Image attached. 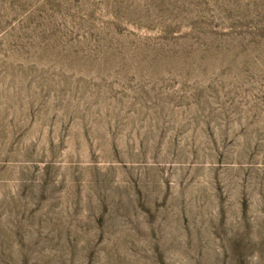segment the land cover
<instances>
[{
  "label": "rangeland",
  "instance_id": "rangeland-1",
  "mask_svg": "<svg viewBox=\"0 0 264 264\" xmlns=\"http://www.w3.org/2000/svg\"><path fill=\"white\" fill-rule=\"evenodd\" d=\"M0 264H264V0H0Z\"/></svg>",
  "mask_w": 264,
  "mask_h": 264
}]
</instances>
